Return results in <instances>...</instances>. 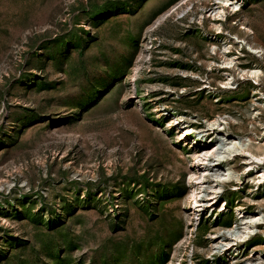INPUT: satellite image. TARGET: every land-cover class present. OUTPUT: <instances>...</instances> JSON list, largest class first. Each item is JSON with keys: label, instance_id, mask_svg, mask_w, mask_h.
I'll return each mask as SVG.
<instances>
[{"label": "rangeland", "instance_id": "1", "mask_svg": "<svg viewBox=\"0 0 264 264\" xmlns=\"http://www.w3.org/2000/svg\"><path fill=\"white\" fill-rule=\"evenodd\" d=\"M177 1L0 0V264H229L212 256L209 235L231 226L238 207L264 205V187L237 159L241 182L195 223L196 148L172 116L199 118L192 124L201 130L236 115L244 124L234 130L255 143L264 127L251 129L249 99L233 97L248 83L221 88V72L207 65L213 41L193 15L168 13L150 43L146 28ZM246 1L221 35L240 33L245 21L264 43V0ZM211 7L196 0L193 14ZM205 28L213 33L207 20ZM148 41L139 93L130 77ZM254 56L242 65L264 67ZM262 226L242 259L264 245Z\"/></svg>", "mask_w": 264, "mask_h": 264}, {"label": "bare ground", "instance_id": "2", "mask_svg": "<svg viewBox=\"0 0 264 264\" xmlns=\"http://www.w3.org/2000/svg\"><path fill=\"white\" fill-rule=\"evenodd\" d=\"M210 1L213 7L209 8L207 11L202 9L197 16L193 14L196 0H178L167 11L161 14L154 23L146 28L145 34L150 35V43H152L154 47L155 42L152 33L156 31L168 13H175L176 16H179L181 21L189 16V14L190 16L193 15L195 21H198L195 22V24L199 26V29H201L203 33H206L204 34L205 39L213 41L208 47L209 58L207 59V65L210 67L211 71L217 69L221 72V88H225V90L230 91V93H235L234 90H238L242 83H248V90L242 94L234 95L233 97L238 101H246L249 99V103H247L251 106V109L248 110L250 117L248 126H250L251 129L257 128L259 123L264 127V121H262L261 118L264 114V88L263 84H261V82L264 81V67L257 62L251 67L242 65V62L248 61V59L255 54L257 56L262 55L264 60V43L257 39V31L254 26L245 21L241 22V28L238 30L241 31L242 34L241 32L234 34L233 32L226 33L225 31L226 34L221 35V33L224 32V23L229 20L231 15L243 12L247 1ZM246 19L249 20L250 18L247 17L245 20ZM206 20L213 33L207 32L205 28ZM201 37L204 38V36ZM219 40L221 44L215 43ZM149 48L150 44L148 41V43L144 44V49H142L135 64L133 74L130 77L134 83V90H137L139 93H141V91L139 90L138 81L144 77L143 68L147 63L145 59L148 57L149 53H146V51ZM149 52L151 56L152 50ZM244 53H246V56L242 58L241 54ZM188 72L189 71H183L184 77H189ZM207 80H210L209 76H207ZM250 80L252 82H249ZM206 83L207 85L204 86V89L211 90V82L208 81ZM152 86L157 87L160 85L154 84ZM235 116L219 115L212 120L207 119L204 121L206 122V128L201 130H198L192 124L199 118L185 115L180 112L174 113L172 116V122L176 124L180 131L179 137L188 141L191 146L196 148L193 158H190V167L192 170L188 178V182L191 185L189 198L190 204H192L193 214L195 215V223H198L203 211L208 212V206H215V203L222 196L221 193L226 185H231L233 180L241 182L242 173H240L235 166L237 159L245 161L244 172L254 171L248 179L259 187H264V142L255 143V137L247 136L246 138L238 134L234 128H242L244 119ZM180 153L182 154V152ZM235 185L236 184H234V186ZM247 200L255 199L247 198ZM226 206L227 203H222V205L220 204L217 206L216 210L219 212L224 211ZM235 213L236 217L231 226L223 230L217 229L209 235L210 239L213 241L211 248L212 256L222 257L223 260L229 262V264H264V245H259V247L252 251L253 254L251 256L242 259L245 246L253 239V236H255L260 227L264 225V205L259 206L254 211H248L244 210L242 207H238ZM195 223L193 222L194 226L196 225ZM181 257L182 256H180V258ZM178 261H181V259H178ZM179 264H182V262ZM190 264L193 263L191 262Z\"/></svg>", "mask_w": 264, "mask_h": 264}]
</instances>
